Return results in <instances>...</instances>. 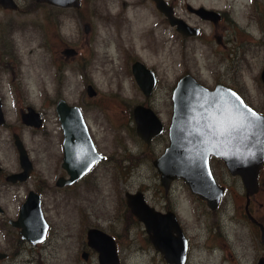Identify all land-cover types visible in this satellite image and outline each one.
I'll return each instance as SVG.
<instances>
[{"label":"rangeland","instance_id":"1","mask_svg":"<svg viewBox=\"0 0 264 264\" xmlns=\"http://www.w3.org/2000/svg\"><path fill=\"white\" fill-rule=\"evenodd\" d=\"M13 1L14 11L0 7V96L5 118L0 127V166L2 172L18 169L12 131L34 164L31 177L21 184L0 180L2 218L16 214L27 189L41 184L53 188L60 174L62 133L55 112L59 99L80 109L102 156L71 190L79 193L76 213L59 205L62 191H42L50 234L27 254L36 259L40 252L46 261L42 246L53 247L56 234L69 233L77 240L79 222L83 234L94 225L113 236L121 264H166L124 203V192L141 191L155 208L169 200L179 209L188 241L184 264H255L264 248L258 227L244 213L240 179L230 176L220 160L210 159L212 174L225 187L212 211L184 183L163 196L151 160L167 145L170 91L185 72L210 88L215 82L229 84L249 106L264 113V85L259 79L264 65V0H173L176 12L189 21L193 18L183 1L227 15L217 27L196 22L202 35L185 41L184 56L171 29L153 25L155 13L145 3L135 7L134 0H79L78 8H61L34 0ZM122 2L131 3L125 12ZM215 35L224 44H216ZM66 48L75 53L65 56ZM136 58L157 71L159 80L149 97L134 86L129 66ZM86 85L95 91L93 96H87ZM135 104L151 107L163 124L162 133L147 147L134 131ZM27 106L41 114V128L21 123L18 111ZM249 201L250 214L264 226V165L258 190Z\"/></svg>","mask_w":264,"mask_h":264},{"label":"water","instance_id":"2","mask_svg":"<svg viewBox=\"0 0 264 264\" xmlns=\"http://www.w3.org/2000/svg\"><path fill=\"white\" fill-rule=\"evenodd\" d=\"M61 8H77L79 0H34ZM171 26L183 35H196L198 29L187 25L173 16L172 8L165 0H153ZM5 9H15L13 0H0ZM202 19L216 21L215 10L203 6H185ZM264 26V22H263ZM87 30V26H84ZM65 56L73 55L71 48L62 51ZM134 80L145 96L154 84L151 71L142 64H132ZM264 85V65L259 73ZM86 94L91 97L95 91L86 85ZM171 114L167 127L168 143L163 152L152 161L159 174V182L166 190L169 182L180 179L191 194L203 200L210 210H215L225 187L219 185L210 169L209 158L221 160L230 176L240 179L244 189V213L259 230V241L264 248V226L248 211L249 197L258 190V174L264 164V114L259 113L244 102L232 89L216 84L208 89L192 76L185 74L177 81L171 93ZM55 112L62 130V167L68 178L58 179L57 185L70 184L86 173L102 156L95 150L86 123L77 106H70L62 99L55 104ZM132 116L137 136L148 143L159 134L162 124L148 107L137 104L132 108ZM25 125L38 126L39 114L28 107L21 113ZM3 118L0 112V124ZM21 171L7 177L11 182L23 181L31 169L26 152L14 135ZM124 200L130 213L142 223L152 247L160 252L168 264H184L187 241L182 234L172 212L160 213L149 206L140 191L125 192ZM37 195L29 192L21 204L19 215L13 225L21 226V236L30 243L43 240L46 224L38 207ZM174 233L172 236L171 233ZM86 242L98 253V264H119L114 239L100 231L89 228ZM2 254H0L1 256ZM255 264H264V255Z\"/></svg>","mask_w":264,"mask_h":264},{"label":"flooded vegetation","instance_id":"3","mask_svg":"<svg viewBox=\"0 0 264 264\" xmlns=\"http://www.w3.org/2000/svg\"><path fill=\"white\" fill-rule=\"evenodd\" d=\"M165 2H166L167 5H169L172 8V10H173V12H172L173 16H175L177 18H180L187 25H189L191 27L197 28L198 29V33L196 35H183L180 32H178L175 29V26H171L169 24V22H168V19L161 12H159L156 9L155 3H154L153 0H134V2H133L132 5L135 6V7H138V6L143 5L144 3L147 4L150 7L151 11L155 13V16H156V23L153 24V25L156 27L159 24H163V25L165 24L168 28L171 29V31L173 33L174 42H178L179 45L181 46L182 51H183V53H182L183 56L185 54V51H184L185 41L187 39H190V38H195V37L200 38L201 35H202L201 27L198 26V24L196 22H201L203 24H210V25L215 26V27H217L218 25H220L222 22H226L227 15L225 14V12H217L218 17L216 18V21H211V20H208V19H202L199 16H197L196 14H194L192 12H188L186 10V8H185L187 2L186 1L184 2L183 1V6H184L185 10L187 11L186 13L188 14L189 18H191V17L193 18V21H189V19L187 17L181 15L179 12H176L175 5L173 3V0H165ZM122 5H123V8H124L122 12H125L126 6H128V5L131 6V3L130 4L127 3L125 5V2H122ZM68 8H71V7H68ZM2 9H4V10H13L14 11L17 8H15V9H5V8H2ZM224 27L225 26L223 25L222 28H224ZM214 42L216 44H220V43L224 44L223 41H221V37L218 36V35H215L214 36ZM135 62H138V63L142 64L146 69H148L149 71H151V73L153 74L154 84H153V86H152V88L150 90V93L147 96H145L143 94V92L140 90V88L138 87V85L136 84V82L134 80V76H133V73H132V64L135 63ZM129 69H130V74L132 76V79L134 81L133 82L134 83V86L139 89V91L141 92V94H143V96H145V97L151 96L153 94V92L155 91V87H156L157 81L159 80V79H157V75H156L157 74V71L155 70V68L146 66L145 63L143 62V60H141L140 58H136V59L130 60ZM185 74H188V75L194 77L192 74H190L188 72H185L184 74H182V75H180V76H178L176 78L175 83H174V86L171 88V91H170V102H171V93H172L173 88L175 87V85H176L177 81L180 79V77H182ZM194 79L198 83H200L201 85L205 86L208 89L213 88L214 85H216V84H221V85H224V86L232 89L233 91H235L239 95V93L235 89H233L232 86H230L229 84H226V83H223V82H215L212 85V87L210 88L208 85H204L203 83H201L200 81H198L195 77H194ZM135 105H137V104H135ZM140 105H143V104H140ZM143 106L150 108L156 114V112L151 107L146 106V105H143ZM2 107H3V103H2L1 96H0V112H1L2 118H3V121L0 124V127L3 126L4 125V122H5V118H4V113H3ZM28 107H30V106H27L24 110L20 109L18 111L20 121H21V117H20L21 116V113H25L27 111V108ZM30 108H32V107H30ZM36 113H38V112H36ZM259 113H261V112H259ZM38 114H39V117L41 119V122H40V124L37 127L36 126H31V125H25L24 123H22V121H21V123L23 125H25V126L32 127L34 129L41 128V126L43 124L42 123V121H43L42 119L43 118L41 117V114L40 113H38ZM170 114H171V112H170ZM156 116L158 117L157 114H156ZM158 119L160 120L159 117H158ZM169 119H170V117H169ZM160 122H161V120H160ZM161 124H162V122H161ZM168 125H169V123H168ZM134 128H135V126H134ZM134 131H135V129H134ZM162 131H163V124H162V130H161V132L159 134H161ZM61 133H62V130H61ZM135 134H136V132H135ZM159 134L151 137L150 138V141L148 143L144 142L138 136L137 137L147 147V146H150V144L156 139V137ZM14 135H17V137H18L19 140H20V138H19L18 134L14 133L13 131L11 132L12 142H13L14 148H15L16 153H17L18 169L17 170L15 169V170H12V171H7V172H2V169H4V168L0 166V180H3L7 184L18 185V184H21V183L25 182L29 177H31V174L33 172V164H34V162L29 157L28 153L26 152V150H25V148H24V146L22 144V141L20 140V142H21V144H22V146H23V148H24V150L26 152L27 158H28V160L30 162L31 169L29 171L28 176L23 181H18L17 180L15 182H11V181L7 180V177H9L10 175L15 174V173H18V172L21 171V168H20V165H19V160H18V152H17V149H16L15 144H14ZM167 139H168V136H167ZM164 148H163V150H164ZM158 156H155V158L158 157ZM62 158H63V152H62V139H61V157H60V163H59V166H60L59 172H60V174L55 178L53 188H50V186L47 185V184H41V185H33L32 188L27 189L25 191V195L23 197V200L17 206L18 208H17L16 214L14 216H12V217L2 218V216L4 215L5 209L2 206V204L0 203V254H2L0 256V264H2L4 261L5 262H9V263H5V264H31V263H34V262L37 263V264H41V263L42 264L43 263L44 264H94V263L95 264H98V253H97V251L94 250V248H91L90 246H88V244L86 242V231L89 228H95V229H99L100 231H103L104 233H106L109 236H111V235L109 233L105 232L104 230H102V229H100L98 227H95L94 225L91 226V227H87L85 229V231H84V234H83V229H82V227H80V223L79 222L77 224V227H78V231L76 233L77 240L76 239L71 240V238H70L71 237V234H69V233H67L66 236H63L62 234H56V235L53 236V239H54L53 240V242H54L53 247H51V243H49V245H47V246H42V248L45 249V259H46V261L45 260H42V258L40 256V252L37 253L36 259H34L32 257V254H27V251L30 249V247L33 248V247L40 246V244H42L43 242H45L49 238L48 235L50 234L49 233L50 225L46 221V219L44 217V213H43V207H42V196H43V192L42 191L45 190L46 188L47 189H57L58 191H62L61 197L59 199V205H64V206L67 207V210L71 211V213H73V212L76 213L77 212V209H78L79 193L77 192V190H74V191H71V190L74 188V185L76 184L77 180L80 179L82 176H84L91 168H93L94 167V164L96 163L95 162L92 165V167L86 173H84L80 178L74 180L72 183H70V184L57 185L56 184V181L58 179H62V181H63V180H65V179L68 178V174H67L66 170L62 167V161H63ZM155 158H153L151 160V164H152V161ZM210 159H218V158L210 157L209 158V163H210ZM101 160H99V161H101ZM218 160H220V159H218ZM158 176H159V174H158ZM177 183H178V185H180V184H182L184 182L182 180H180V179H173V180H171L169 182L168 188L166 190L160 184L161 187H162V194H163V196H166L167 193H168V191H170V190L173 189L174 185L178 186ZM29 192H32L33 194L37 195V199H38V203L37 204H38V207L40 209L41 215H42V217L44 219V222L46 224V228H45V233H44L43 240L40 241V242H37V243H30L27 239L23 238L21 236L22 227L21 226L13 225V223L18 218L20 206L25 201V199H26V197H27V195H28ZM144 199H145V197H144ZM145 201H146V199H145ZM124 203H125V200H124ZM146 203L148 204L147 201H146ZM249 204H250V201H249ZM249 204H248V206H249ZM149 206L153 207L156 211H159L160 213L172 212L173 215H174V217H175V219H176V221H177V223H178V226H179L182 234L186 238L185 228H184V226H182V224L178 220V216H180V214L178 213V210L179 209H175L176 206L174 204H172V202H170L169 200L168 201L166 200L159 208H155L152 205H149ZM248 211H249V209H248ZM138 222H140V221H138ZM171 235L173 236L174 233L172 232ZM111 237L114 239L113 236H111ZM186 241H187V238H186ZM23 242H26V243H23ZM114 242H115V239H114ZM24 245H26V246H24ZM56 246H58V248H56ZM115 246H116V254H117V258H118V263L121 264L120 259L118 257L117 244H116V242H115ZM187 249H188V241H187ZM186 254H187V252H186ZM161 256H162V254H161ZM162 258H163V256H162ZM165 263H166V261H165ZM166 264H168V263H166Z\"/></svg>","mask_w":264,"mask_h":264},{"label":"bare ground","instance_id":"4","mask_svg":"<svg viewBox=\"0 0 264 264\" xmlns=\"http://www.w3.org/2000/svg\"><path fill=\"white\" fill-rule=\"evenodd\" d=\"M194 78V77H193ZM84 119V118H83Z\"/></svg>","mask_w":264,"mask_h":264}]
</instances>
